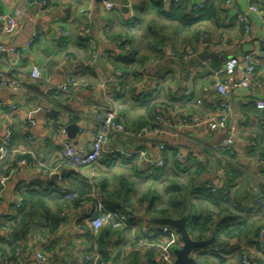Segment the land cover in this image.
Returning a JSON list of instances; mask_svg holds the SVG:
<instances>
[{
    "label": "crops",
    "instance_id": "1",
    "mask_svg": "<svg viewBox=\"0 0 264 264\" xmlns=\"http://www.w3.org/2000/svg\"><path fill=\"white\" fill-rule=\"evenodd\" d=\"M30 1L0 0V12L19 22V29L12 36L4 35L0 28V44L6 49L0 54V73L21 85L0 87V102L5 106L0 108V140L10 135L8 150L0 157V170L2 166L5 169L13 166L0 182V249L5 248V251L0 250V260L15 257L10 247L17 238L7 222L20 209H15L14 204L31 191L47 196L43 209L33 207V212L38 210L32 219L34 225L30 226L25 241L18 242L22 252L20 264L78 263L87 252L99 256L101 264H163L157 257L159 247L167 251L182 247L175 229L173 235H164L158 230L164 226L154 223L161 218L146 217L142 211L122 230L104 227L94 234L87 215L92 203L63 208V223L56 233L43 229L50 215L57 214L62 207L53 201L59 192L68 189L67 184L78 188L81 179L95 176L96 182L104 181L110 186L125 177L134 183L135 195L154 181L163 182L165 186L171 179L185 185L193 180L196 187H213L223 194L228 193L247 213L242 218L251 223L260 220L264 229V163L259 164V155H263L264 149V110L255 106V100L264 99V28L260 17L264 15V0H253L260 14H248V0H230L229 5L225 4L227 0H209L206 4L214 10V17L209 19L210 15L194 26L200 29L198 44H189L183 38L184 33L173 37L161 22L162 33L171 39L160 48L150 45V36L143 42L144 29L150 20L161 19L157 6L161 4L167 9L181 0H168L165 5L156 0H134L132 13L124 11L122 6L107 11L103 9L104 2L95 0H47L51 8L43 14H38ZM244 15L250 27L247 33L241 20ZM125 30L133 38L128 52L131 58L126 59V74L108 64L109 56L128 57L126 49L114 54L119 42L108 36ZM34 34L39 36L38 40H33ZM185 48L195 50L198 57L187 61L178 58ZM210 53L215 54L217 62L209 60L195 67L187 64ZM98 54L106 70L96 65ZM245 54L253 56L255 75L250 90L228 94L232 111L224 131L206 125L179 133L169 128L167 133L141 140L133 137L142 126L153 123L154 106L167 109L162 111L167 127L176 118L196 116L216 120L221 111L208 105L220 101L211 87L215 79L213 72L220 69L226 59L240 61ZM34 67L41 72L37 80L30 77ZM242 69L239 65L233 77L221 81L232 82ZM75 73L77 80L86 84L84 88L56 90ZM140 88L146 89V93L138 92ZM126 89L128 92L124 93ZM185 90L191 92L189 97L182 95ZM107 98L122 101L123 109L117 119L126 133L107 134L101 160L91 171L71 169L65 165L62 144L68 140L90 149L97 125L94 110L106 105ZM13 105L16 106L14 111L10 110ZM70 124L79 127L75 141L67 136L66 127ZM229 136L234 141L233 155L219 150ZM162 144L165 149L159 151ZM137 151H143L144 155L140 157ZM130 154L133 156L129 157ZM174 154L177 163L188 168L186 174L175 170ZM177 154L182 156L181 161L176 159ZM21 159H27L30 165L15 168ZM159 160L164 170H148L152 166L162 168L155 164ZM57 176H62V182L57 181ZM259 193L263 196L260 202ZM163 202L155 204L166 208L167 198ZM199 203L201 207L205 205L202 201ZM256 235L242 242L215 237V244L208 248L216 249L226 264H240L239 250L242 249L253 264H264V240L255 243ZM209 238L207 235L205 240ZM203 253L193 252L191 256L196 260ZM38 255L44 260H38Z\"/></svg>",
    "mask_w": 264,
    "mask_h": 264
},
{
    "label": "trees",
    "instance_id": "2",
    "mask_svg": "<svg viewBox=\"0 0 264 264\" xmlns=\"http://www.w3.org/2000/svg\"><path fill=\"white\" fill-rule=\"evenodd\" d=\"M208 1L209 0H207V2ZM158 3L160 4V2ZM206 5L207 8L205 6L203 10L193 12L190 0H181L179 3L171 4L167 9L163 8L160 4L157 8L158 17L161 19H153L148 22L143 32V42L150 36L152 39L150 45L152 47L160 48L164 43H169L171 39L170 36H165L159 27V24L163 22L162 26L165 29H169L173 37L178 36L179 32L184 33L183 38L189 44L193 42L198 44L201 41L200 29H195L194 26L197 24L200 25L202 21L206 18L208 19L210 15L211 17L209 19L214 17V10L211 11L208 4ZM133 21L134 19L132 22ZM128 34L129 32L125 30L108 36L110 40L112 39L116 40L117 43L119 42L121 50L126 49L128 54L129 50L132 49L131 40H133ZM80 40L82 41L83 39ZM157 51L158 50H156V52ZM129 55L132 54L129 53L127 58L119 55L109 56L108 64L111 65L113 69L116 68L126 74V59L131 58ZM122 87H124V85H122ZM165 110L167 111V109L161 105L152 107L153 119L156 116H163L162 111ZM262 154L263 155L259 156L264 161V149H262ZM173 157L175 170H178L180 174H186L188 168L186 166L183 167L182 165L184 164L177 163L175 154ZM5 167H7V165ZM12 168L13 166H10L5 169L2 166L0 178L6 177ZM148 170L159 172L164 170V168L163 165L162 168L152 166L149 167ZM191 181L188 185H185L180 180L171 179L166 181L165 186L163 182L154 181L151 185L147 184V187H144L139 195H135L134 183L132 184V182L125 177L118 179L115 186H110L104 181L96 182V176L88 178V180L81 179L78 188H74L72 184H67L68 189L59 192V195L53 201L57 206L60 203L62 207L57 214L50 215V221L44 224L42 228L48 230L49 233H56L57 229L63 223L61 216L63 208L69 206L76 207L80 203H82V205L86 203L93 204L99 199L107 210L120 212L126 215L129 218V224H132L133 216L141 211L146 217L172 220L185 217V227L188 236L193 241H203L207 238V235H210L216 238H224L227 241L236 240L242 242L250 239L252 235V237H254L259 232L261 221L259 220L256 223H251L247 219L242 218V215L247 213L244 212L242 206L231 199L228 193L223 194L222 191H217L213 187L207 189L196 187L194 181ZM193 195H197V197L194 199L192 198ZM46 196L47 195L43 192L31 191L21 197V207L17 210L18 213L13 215L7 222L8 228L12 230L14 236L17 238L10 247L11 252H15L16 249L19 248L18 242L25 241L29 234L30 226L34 225L32 224V219L36 216V211H38L35 210L33 212V207L43 209ZM166 198V208H162L160 205L155 204L158 201L162 203ZM200 201L205 205L201 207L202 204L199 203ZM262 202H264V199ZM162 204L164 205V202ZM0 250L5 251V248ZM218 253L214 252V250L203 253L197 256L196 262L198 264H226L225 260H223ZM244 254V249L239 250L240 264ZM0 264H16L15 258L12 256L5 259L1 257Z\"/></svg>",
    "mask_w": 264,
    "mask_h": 264
},
{
    "label": "built area",
    "instance_id": "3",
    "mask_svg": "<svg viewBox=\"0 0 264 264\" xmlns=\"http://www.w3.org/2000/svg\"><path fill=\"white\" fill-rule=\"evenodd\" d=\"M158 2L163 3L164 5L168 3V0H156ZM179 1V0H177ZM192 4V11L198 12L205 8L207 0H190ZM250 5L248 6V14H260L259 9L253 3V0H248ZM134 0H126V10L132 13ZM227 5L230 4V0H227ZM30 5L33 6L38 14H43L47 12L51 5L47 0H31ZM117 5L104 2L103 9L107 11H112L116 8ZM119 7V6H118ZM246 15L241 16V20L243 22V27L245 32L249 31V24L246 20ZM261 23L264 28V15H260ZM0 28L4 35L12 36L19 29V22L16 18L11 15L1 13L0 12ZM64 34V32H62ZM39 36L37 34L33 35V40H38ZM32 44V43H30ZM6 49L0 44V54L5 52ZM121 52L120 43L115 45L114 54H119ZM198 57V54L195 50L190 48H185V52L183 51L178 58L183 59L184 61L189 60L190 58ZM239 65L243 66V69L239 72L238 77L232 82L228 83L227 81H221L223 78H231L235 75L236 69ZM78 71V70H77ZM74 73V72H73ZM40 70L34 67L31 70L30 77L33 80H37L40 78ZM214 81L212 83V89L217 93L220 98V101L216 104L208 103L209 107L214 110H220L221 114L216 120H208L201 119L196 116H191L189 118H176L174 122L168 127L165 125L164 118L162 116H156L153 120V123L148 127H142L137 133L133 135V137L137 139H144L149 135H161L163 133H167L169 128L173 129V132H180L182 130L189 129L191 127H200V126H209L212 129H218L220 131H224L226 129L227 120L231 114V103L228 100V94L231 91H239V90H250L253 82V78L255 75V63L253 60L252 54H245L242 59L239 61L236 58H228L225 60L223 66L213 72ZM76 73L71 78L59 86L56 90L63 92L65 89L69 87H85L86 84L83 82H79L76 78ZM264 85V83H263ZM3 86H18L20 87V83L15 79H7V77L0 73V87ZM146 89L140 88L138 92L146 93ZM128 89L124 91L127 93ZM184 97H189L191 92L189 90H185L182 92ZM110 98V97H109ZM108 99L106 105L99 106L94 110V118L97 122L95 126V137L92 140L90 149L86 150L84 147H80L71 141H64L62 144L63 148V156L65 165L70 167L71 169H88L92 170V168L101 160L103 149L106 144L107 134L108 133H116V134H125L124 125L118 121L119 112L123 109V103L119 100ZM201 103L197 101V104ZM255 106L259 110H264V99L255 100ZM0 108L4 109L5 106L0 102ZM10 110H16V106H11ZM29 124H33L29 121ZM61 132L64 133L65 130L61 129ZM10 145V135L0 140V157L4 156L8 150ZM165 149V145L159 146V151ZM219 150L221 153H228L233 155L234 153V141L232 137H226L223 142L220 144ZM136 154H139L140 157L144 155L143 151H137ZM132 157L133 154L128 155ZM176 159L178 161L182 160V156L180 154L176 155ZM264 161L259 157V164H263ZM158 166H162L163 162L161 160L158 163H155ZM30 162L27 159H21L15 164V168L20 166H28ZM16 170V169H14ZM46 172V170H43ZM89 171V172H90ZM91 175H93L91 173ZM4 181L2 178L0 182ZM57 181L62 182V176H57ZM262 194H258V199H262ZM70 199V198H68ZM22 199L19 198L17 204H14L15 209H19L21 206ZM87 215L90 221V228L94 234H97L102 228L110 227L113 230L119 231L125 227L129 226L128 217L120 212L109 211L105 208L102 202L97 199L91 206H89L87 210ZM164 235H173L174 229L169 226H164L158 229ZM148 232L149 229L147 228ZM264 240V229H260L257 233V236L254 239L255 243H261ZM160 250L157 252V257L159 260L163 262V264H174V259L170 256L167 249L165 247H159ZM214 252H217L215 249ZM21 249H17L14 253V258L16 264H20L22 260ZM38 260H44L42 256H37ZM70 264H101V260L99 256L87 252L86 255L83 256V259L78 263H70ZM241 264H253L249 257V254H244Z\"/></svg>",
    "mask_w": 264,
    "mask_h": 264
},
{
    "label": "water",
    "instance_id": "4",
    "mask_svg": "<svg viewBox=\"0 0 264 264\" xmlns=\"http://www.w3.org/2000/svg\"><path fill=\"white\" fill-rule=\"evenodd\" d=\"M98 3L101 2H107L111 3L117 6H122V9L126 11V0H95ZM209 60H213L214 62H217V57L215 54H204L201 55L196 60H191L187 64L189 66H199L203 62H208ZM95 63L98 67L105 69L106 66L102 60V57L100 54H98L95 58ZM79 127L77 125H68L66 127L67 136L70 140L75 141L76 133L78 132ZM76 142H74L75 144ZM186 218H180L178 220H172V219H159L155 220V224H158L160 226H169L176 230V232L180 236V241L182 243V247L178 250H175L173 252L174 254V264H198L196 260L191 256L193 252H198V250L208 248L209 246L215 244L216 240L215 237L210 236L209 239L203 240V241H193L188 236L186 227H185Z\"/></svg>",
    "mask_w": 264,
    "mask_h": 264
},
{
    "label": "rangeland",
    "instance_id": "5",
    "mask_svg": "<svg viewBox=\"0 0 264 264\" xmlns=\"http://www.w3.org/2000/svg\"><path fill=\"white\" fill-rule=\"evenodd\" d=\"M147 187V186H146ZM168 251H169V253L171 254V253H173V251H174V248H168ZM198 252H200V253H202V252H204V253H208V252H210V248H204V249H201V250H198ZM172 255V254H171Z\"/></svg>",
    "mask_w": 264,
    "mask_h": 264
}]
</instances>
